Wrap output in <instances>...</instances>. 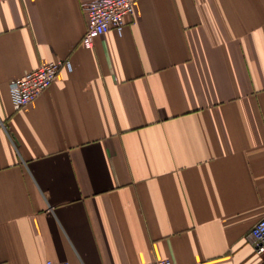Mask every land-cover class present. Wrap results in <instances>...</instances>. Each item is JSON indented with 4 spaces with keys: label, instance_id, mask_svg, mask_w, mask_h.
I'll use <instances>...</instances> for the list:
<instances>
[{
    "label": "crops",
    "instance_id": "crops-1",
    "mask_svg": "<svg viewBox=\"0 0 264 264\" xmlns=\"http://www.w3.org/2000/svg\"><path fill=\"white\" fill-rule=\"evenodd\" d=\"M92 1L0 3V264H264V0H135L86 48Z\"/></svg>",
    "mask_w": 264,
    "mask_h": 264
},
{
    "label": "built area",
    "instance_id": "built-area-1",
    "mask_svg": "<svg viewBox=\"0 0 264 264\" xmlns=\"http://www.w3.org/2000/svg\"><path fill=\"white\" fill-rule=\"evenodd\" d=\"M8 0H0L4 3ZM135 0H94L83 7L86 18V30L81 44L91 48L98 37L110 30L121 34L127 18L134 16ZM70 68L67 59L59 60L41 66L39 69L27 73L9 83V94L14 111H19L37 99L42 92L50 87L58 73L63 68ZM249 238L256 255L264 254V218L259 220L251 228ZM44 264H70L69 262L54 263L46 261ZM148 264H174L172 261L154 260Z\"/></svg>",
    "mask_w": 264,
    "mask_h": 264
}]
</instances>
